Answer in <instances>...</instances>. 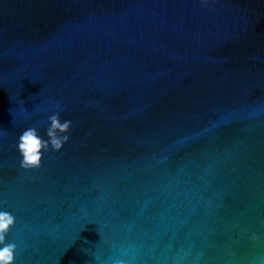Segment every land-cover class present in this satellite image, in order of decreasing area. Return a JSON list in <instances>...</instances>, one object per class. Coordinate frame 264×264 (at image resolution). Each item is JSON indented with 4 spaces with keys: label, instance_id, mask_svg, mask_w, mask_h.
<instances>
[{
    "label": "water",
    "instance_id": "95a60500",
    "mask_svg": "<svg viewBox=\"0 0 264 264\" xmlns=\"http://www.w3.org/2000/svg\"><path fill=\"white\" fill-rule=\"evenodd\" d=\"M0 208L15 264H264V0H0Z\"/></svg>",
    "mask_w": 264,
    "mask_h": 264
},
{
    "label": "clouds",
    "instance_id": "9594fccd",
    "mask_svg": "<svg viewBox=\"0 0 264 264\" xmlns=\"http://www.w3.org/2000/svg\"><path fill=\"white\" fill-rule=\"evenodd\" d=\"M49 124L44 138L35 126L24 128L18 135L16 148L20 156L19 164L24 169L38 168L44 152L49 148L59 150L64 142L69 139L67 133L71 127V121L61 120L59 111L48 117ZM16 217L8 209L0 208V264H15V251L17 244L8 239L11 228L15 225ZM253 238H256L253 234ZM113 264H125L124 260H114Z\"/></svg>",
    "mask_w": 264,
    "mask_h": 264
}]
</instances>
